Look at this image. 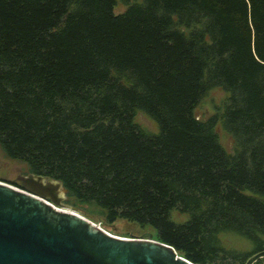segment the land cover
<instances>
[{
	"label": "trees",
	"instance_id": "obj_1",
	"mask_svg": "<svg viewBox=\"0 0 264 264\" xmlns=\"http://www.w3.org/2000/svg\"><path fill=\"white\" fill-rule=\"evenodd\" d=\"M0 147L88 216L197 264H264V0H0Z\"/></svg>",
	"mask_w": 264,
	"mask_h": 264
},
{
	"label": "water",
	"instance_id": "obj_2",
	"mask_svg": "<svg viewBox=\"0 0 264 264\" xmlns=\"http://www.w3.org/2000/svg\"><path fill=\"white\" fill-rule=\"evenodd\" d=\"M18 178L0 180V264H197L160 239L109 233L65 201L62 180Z\"/></svg>",
	"mask_w": 264,
	"mask_h": 264
},
{
	"label": "rangeland",
	"instance_id": "obj_3",
	"mask_svg": "<svg viewBox=\"0 0 264 264\" xmlns=\"http://www.w3.org/2000/svg\"><path fill=\"white\" fill-rule=\"evenodd\" d=\"M125 5L118 3L115 6L116 11L122 10ZM227 97V92L220 86L214 87L202 98L200 103L196 107V113L201 117H209L214 114H219L220 108L224 99ZM138 124L146 130L157 131V122L145 111L139 110L135 116ZM216 130L222 144L229 151H233L235 148V140L233 136L224 129L222 122L219 121L216 125ZM28 173L26 164L18 159L7 156L0 147V180L18 188H22L21 181L18 178L19 174ZM80 211V210H79ZM81 213L85 214L83 211ZM86 215V214H85ZM175 217L185 218L186 214L175 211ZM88 216V215H86ZM94 221L100 222V225L106 229L109 233L123 237H143V238H155L156 229L151 225L142 226L137 222H132L123 218L117 219L114 222H106L104 219H100L96 216H88ZM222 242L228 248L248 249L251 245L243 237L227 232L222 233Z\"/></svg>",
	"mask_w": 264,
	"mask_h": 264
},
{
	"label": "bare ground",
	"instance_id": "obj_4",
	"mask_svg": "<svg viewBox=\"0 0 264 264\" xmlns=\"http://www.w3.org/2000/svg\"><path fill=\"white\" fill-rule=\"evenodd\" d=\"M60 208H64V207H60Z\"/></svg>",
	"mask_w": 264,
	"mask_h": 264
}]
</instances>
